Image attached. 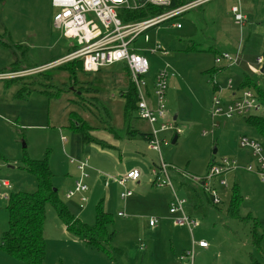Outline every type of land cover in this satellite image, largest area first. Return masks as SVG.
Masks as SVG:
<instances>
[{"label": "rangeland", "instance_id": "1", "mask_svg": "<svg viewBox=\"0 0 264 264\" xmlns=\"http://www.w3.org/2000/svg\"><path fill=\"white\" fill-rule=\"evenodd\" d=\"M238 3L240 7L251 10L242 28L233 24L230 11L231 6ZM55 11L51 0H0V36L4 41L28 46L27 56L22 57L16 66L33 68L48 64L71 50V40L63 38L53 27ZM172 22L180 23L182 28L172 27ZM240 31L243 41L239 62L224 70L226 75H231V86L240 94L242 91L237 90V85L243 74L264 89V73H253L244 61L242 63L246 60L255 64L261 52L264 0H210L177 19L152 27L145 34L146 41L144 36L136 39L134 46L140 48L139 52L149 60L147 81L158 70L167 71L165 100L173 129L159 133V152L151 150L147 140L139 134L116 138L109 130L110 126L123 129V95L128 91L129 79L121 64L104 66L96 72H79L75 86H69L67 73L55 67L42 71V74L37 72L14 77L19 81L36 79L33 88L37 90L68 89L52 98L36 90L24 99L17 98L13 92L20 85L0 80V155L9 160H0L3 162L0 164V182L6 180L10 183V187H0V242L7 228L8 195L10 192L34 190L37 185L35 177L21 160L23 155L26 153L30 158L42 159L48 151L53 187L71 213L80 220L93 224L96 203L109 195L111 205L108 211L112 214V223L108 229L114 232V236L105 252L88 246L64 228L54 207L47 204L43 264H183L179 256L191 248L192 238L195 241L203 238L209 244L206 255L195 248L193 264H250L248 256L252 252L264 264V241L263 253L252 249L251 223L230 219L225 214L231 189L237 184L243 197L239 213L264 220V182L255 171L246 170L249 165L255 170L257 160L249 149L240 146L243 136L258 140L257 132L243 122L242 116L229 120L220 117L213 120L211 117L212 97L221 90L218 84L225 87L228 78L225 74L217 77L207 72L218 65L214 49L233 50L239 41ZM222 36H225L226 43H219ZM228 37L230 41L227 42ZM156 44L166 52H151ZM189 45L194 49H188ZM13 61L11 52L0 45V70L8 68ZM221 63L226 64V61ZM39 82L48 86L41 87ZM214 84L217 85L216 91L213 90ZM228 92L221 91L219 95L225 97ZM105 109H108V114ZM76 114L93 128L92 135L108 146L83 144L80 133L70 126V120L74 121L72 116ZM255 114L264 116L263 106ZM213 122L216 124L214 127ZM158 125V122L154 124L155 127ZM135 128L148 133L151 126L138 117ZM211 130L212 134L209 133ZM204 131L208 134L203 135ZM174 135L176 140L172 143ZM212 156L215 161L233 159L238 168L216 177L214 187L221 203L209 206L205 213L191 214L199 222L191 234L185 225H174L168 211L172 190L169 186L154 185L151 169L164 161L171 166V177V170H174L190 180V176H205ZM84 158L91 168L90 178L86 179L90 191L87 192L88 202L80 207L78 195L67 199L65 194L79 178L76 164L70 159L78 161ZM128 167H136L140 171L139 184L128 182L125 187L113 183L104 185V177L117 175ZM220 179L227 185L219 184ZM171 182L177 195L188 199L186 188L178 186L173 178ZM123 189L132 191V196L125 201L119 197ZM208 196L211 199L209 193ZM119 211L125 216L117 215ZM164 216L169 220H164ZM150 218L157 219L155 226L148 224ZM257 231L261 234L263 229L257 227ZM0 264L24 263L0 248Z\"/></svg>", "mask_w": 264, "mask_h": 264}, {"label": "built area", "instance_id": "2", "mask_svg": "<svg viewBox=\"0 0 264 264\" xmlns=\"http://www.w3.org/2000/svg\"><path fill=\"white\" fill-rule=\"evenodd\" d=\"M208 1L210 0H188L174 8L165 9L159 14L140 20L123 22L120 14L124 10L135 11L146 6L168 7L171 0H51L52 6L56 9L52 19L53 27L61 33L63 38L71 40V50L61 58L41 67L22 72L0 73V80L42 72L73 60L81 61L85 73L99 71L102 67L111 64H121L122 70H125L124 67L127 68L125 71L129 82L134 85L137 92L136 115L151 126L148 132V147L159 152V133L173 129L172 122L168 120L165 100L167 71L158 70L148 82L146 76L149 73V60L147 56L139 52L140 48H136L134 43L138 37L143 36L146 41L145 34L152 27L177 19L190 9L203 5ZM230 11L234 22L243 26L246 17L242 13L239 3L231 6ZM171 26L180 28L181 24L172 22ZM150 51L166 52L159 44H156ZM239 52L237 51L232 55L222 52L215 57V63L219 64L222 60H225L228 66L236 65L239 62ZM262 66L263 59L261 56L255 59V64L246 63L248 70L253 73L260 72ZM231 87V80L229 79L227 88L231 89ZM148 93H152L153 104H150L148 100ZM219 93L214 94L212 97L211 117L213 120L218 117L229 120L255 113L262 108L260 100L251 90L246 89L240 94L229 93L228 97H222ZM157 122L159 125L155 127L154 124ZM215 125L213 122L212 127ZM209 133L212 134V130ZM207 134L208 132H203V135ZM240 146L249 149L257 160L255 170L250 165L246 170L255 171L264 182V151L260 142L257 139H249L243 136L240 139ZM70 162L76 164L79 178L75 180L73 188L66 192L65 197L71 199L78 195L79 206L83 207V204L88 201L87 192L89 187L86 183L89 170L88 160L86 158L78 161L70 159ZM169 168L171 166L161 161L158 166L151 169L153 183L159 187L169 186L171 188L172 199L168 211L172 215L173 223L176 226L185 225L191 231L193 227L199 225V222L187 213L188 200L179 197L174 191ZM237 168V163L233 159L223 158L219 161L212 159L204 177L190 176L189 178L192 182L201 184L207 194H210L212 202L219 204L221 198L214 187L215 179L218 175ZM140 176L141 173L138 169L130 168L120 175H107L104 177V184L107 186L113 182L125 187L128 182H135ZM218 182L223 186L227 185L225 180L220 179ZM1 186L10 187V184L4 180L0 182ZM131 196L132 191L128 189H123L120 193L122 200H126ZM118 215L125 216V213L118 212ZM156 222V218L149 219L150 226H155ZM196 247L206 248L208 243L205 240L195 241L192 239L191 248L181 253L179 260L184 261L183 264H193Z\"/></svg>", "mask_w": 264, "mask_h": 264}, {"label": "trees", "instance_id": "3", "mask_svg": "<svg viewBox=\"0 0 264 264\" xmlns=\"http://www.w3.org/2000/svg\"><path fill=\"white\" fill-rule=\"evenodd\" d=\"M186 1L188 0H171V4L168 7L146 6L143 9L135 11L124 10L122 11V14H120V18L123 22L140 20L159 14L165 9L174 8ZM0 45L8 49L14 59L13 63L8 68L0 71H14L18 70V68L29 67L25 65L16 66L22 57L27 56V45L4 41L1 36ZM192 48L193 46H190L188 49ZM214 55L216 57L219 53L215 52ZM261 57L264 66V51L262 52ZM228 67V65L221 67L213 66L207 72L213 76ZM55 68L67 73L69 86H75L79 81L77 79V74L83 72L80 60L68 61ZM124 69L126 70L127 68L124 67ZM9 79L11 80H4L7 83L16 81L20 85L19 90L15 94V96L20 99L26 98L27 95L34 90L45 94L49 98L58 96L60 91L68 90L67 88H59L53 91H48L43 88L37 90L36 88H33L36 79L29 78L31 79L30 81L24 79L19 81L14 78ZM39 85L41 87L48 86V84L42 82H39ZM246 89L251 90L256 94L264 108V89L254 84L248 75L243 74L241 81L237 85V90L244 91ZM213 90H217L216 84H214ZM121 95H123V93H121ZM79 96L81 97L80 94ZM123 96L125 99L122 109L123 129H115L110 126L109 130L116 138L139 134L142 138L148 140V133L140 132L135 128V122L138 120V116L136 115L138 97L136 89L131 82H129L127 93ZM107 110L108 109H105L106 113ZM72 117L74 118V121L72 119L70 120V126L80 133L83 144L95 143L102 147L108 146V144L96 139L92 135L93 128L86 122V120L77 114ZM242 120L246 125L251 126L256 130L258 140L264 151V116L252 113L242 116ZM45 152V156L42 159L30 158L28 154L24 152L25 154L21 160L25 164L26 170L35 177L37 185L34 190L10 192L8 195L6 205L8 217L7 228L2 233L0 248L13 259L24 264H43L45 259V243L43 238L45 208L47 204H50L54 207L58 218L70 234L82 240L88 246H93L98 250L105 252L106 246L114 236V232H110L108 229V226L112 223V214L105 209L104 199H100L95 205L93 224H87L71 213L67 205L60 199L58 190L53 187V172L50 169L49 154L48 151ZM171 172V179L173 178V180L177 181L178 186L185 187L187 190L188 202L186 205V211L190 216H192L191 214L193 213H205L209 206L215 205L201 184L187 180L183 174L177 173L174 170H171ZM242 199L243 197L240 193L239 187L237 184H234L231 189L229 203L225 208L226 217L243 223H251L252 228L250 229V240L252 249L257 253H263L262 242L264 241V220H258L251 214L242 216L239 213V206ZM257 227L263 229L261 234L257 231ZM248 258L250 264H263L255 257L253 252L249 254Z\"/></svg>", "mask_w": 264, "mask_h": 264}, {"label": "crops", "instance_id": "4", "mask_svg": "<svg viewBox=\"0 0 264 264\" xmlns=\"http://www.w3.org/2000/svg\"><path fill=\"white\" fill-rule=\"evenodd\" d=\"M240 6V5H239ZM240 9H241V11H242V13L245 15V17H246V19H245V22L247 21V19H248V12L250 13L251 12V10L250 9H248V8H242V7H240ZM232 14V13H231ZM232 18H233V16H232ZM244 22V23H245ZM233 24H235V25H238V24H236L235 22H234V19H233ZM240 28H242V26H240V25H238ZM180 28H182V26L180 27ZM224 37L225 36H222L220 39H218L219 40V43H222L223 41L226 43V39H224ZM215 39L216 38H213V41H215ZM228 39L229 40H227V42L228 41H230V38L228 37ZM242 41H243V36H242V34H241V31H240V38H239V41L237 42V44H236V46L234 47V49L233 50H231V51H228V50H224V51H220V50H218V49H214V52H213V54L216 52V53H222V52H233V53H236L237 51H240V49L242 48ZM262 49H261V52H260V54L258 55V57L259 56H261V54H262V52L264 51V38L262 39ZM215 45L217 44V43H214ZM193 46V45H192ZM191 46V47H192ZM188 48H190V45L188 46ZM215 56V55H214ZM243 61L245 62V65H246V63L248 62V61H246V60H242V63H243ZM223 63H219L217 66H225L226 64H223ZM43 65H45V64H42V65H40V66H37V67H41V66H43ZM33 68H36V67H33ZM229 68V67H228ZM32 69V67H28L26 70H22V69H18V70H14V71H6V70H4V71H0V73H3V72H22V71H27V70H31ZM231 73V72H230ZM31 74V73H30ZM33 74H36V73H32L31 75H33ZM223 74H225L226 75V73H225V71L224 70H222V71H220V73H218L217 74V77H219V76H221V75H223ZM25 75H29V74H24V75H21V76H25ZM228 78H227V81L230 79V74H227L226 75ZM8 80H11V79H7L6 81H8ZM1 81H5V80H1ZM5 81V82H6ZM227 81H226V84H225V87H221V85L220 84H218L219 85V90H220V92L222 91V93H226V92H228V94H224V96L225 97H228V95H229V93H238V91H235L234 90V87L232 86L231 87V89H229V88H226L227 87ZM11 82H13V81H11ZM14 82H16V81H14ZM16 83H18V82H16ZM19 85V84H18ZM231 85H232V81H231ZM19 88H20V86H19ZM19 88L18 89H16L13 93H17V91L19 90ZM149 88H150V85H149ZM38 92V91H37ZM40 93V92H39ZM148 100H149V102H150V104H153V96H152V93H148ZM175 118V117H174ZM1 147V146H0ZM1 150H2V147L0 148ZM17 157V156H16ZM4 160L3 162H8L7 161V159L6 158H3V156H1L0 155V160ZM3 162H1L0 161V164L1 163H3ZM130 168H136V167H128V168H126V170H124L123 172H117V175H120V174H123L125 171H127L128 169H130ZM91 169V168H90ZM90 169L88 170V179L90 178ZM137 169V168H136ZM6 181V180H5ZM8 182V181H7ZM9 183V182H8ZM103 183H104V179H103ZM111 183H113V182H111ZM133 183H136V184H139L140 183V181H139V179L137 180V181H135V182H133ZM10 184V183H9ZM113 184H115V185H117V186H119L118 184H116V183H113ZM88 185V184H87ZM105 185V184H104ZM106 186V185H105ZM89 187V186H88ZM120 187V186H119ZM90 191V190H89ZM108 192H109V190H108ZM120 193H121V191H120ZM120 193H119V197H120ZM78 198V197H77ZM130 198V197H129ZM103 199H105L104 200V206H105V209L108 211L109 209V206L111 205V202H110V197H109V195L107 194V197L105 196V198H103ZM121 199V198H120ZM128 199V198H127ZM78 201H79V199H77ZM88 200H89V198H88ZM125 201V200H124ZM88 202V201H87ZM119 212H121V211H119ZM117 215H118V212H117ZM164 220H169V217H162ZM158 222V221H157ZM148 224H149V221H148ZM157 224V223H156ZM155 224V225H156ZM188 229V228H187ZM184 230H186V229H184ZM189 230V229H188ZM190 231V230H189ZM185 232V231H184ZM191 234H192V229H191ZM193 240H194V238H192ZM198 240H204L203 238H200V239H198ZM196 248H198V250L199 251H201V253H203V254H207L208 253V251H209V244H208V247H206V248H200V247H196Z\"/></svg>", "mask_w": 264, "mask_h": 264}, {"label": "water", "instance_id": "5", "mask_svg": "<svg viewBox=\"0 0 264 264\" xmlns=\"http://www.w3.org/2000/svg\"><path fill=\"white\" fill-rule=\"evenodd\" d=\"M263 71H264V66H262L261 69H260V72H261V73H263ZM70 89H72V87H70ZM78 93H79V92H78ZM175 140H176V135H174V137H173V139H172V143H174Z\"/></svg>", "mask_w": 264, "mask_h": 264}]
</instances>
